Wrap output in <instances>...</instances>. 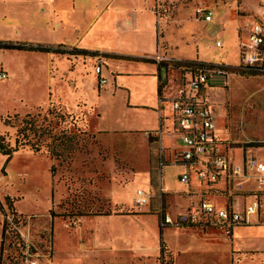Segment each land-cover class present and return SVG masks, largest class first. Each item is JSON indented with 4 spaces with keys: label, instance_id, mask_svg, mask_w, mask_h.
I'll return each instance as SVG.
<instances>
[{
    "label": "rangeland",
    "instance_id": "rangeland-1",
    "mask_svg": "<svg viewBox=\"0 0 264 264\" xmlns=\"http://www.w3.org/2000/svg\"><path fill=\"white\" fill-rule=\"evenodd\" d=\"M96 1L80 2L91 4ZM178 3L187 8L197 22L192 21L195 24L184 30L172 24V32L168 36L174 45V56L194 57V45L188 44L191 51L184 47L186 38L195 33L199 38L201 58L224 67L213 68L209 89L216 127L225 141V145H220L219 152H226L227 146L248 148V154L254 156L263 154L264 146L258 144H264V72L245 67L240 60L242 38H246L249 30L247 22L250 25L252 21L244 16L255 14L256 0H165L162 2L165 14H173ZM4 7L1 4L0 41L54 45L52 43L61 38L69 44L75 40V32L57 36L36 32L25 25H20L17 30V25L25 24L20 19L24 20L22 14L25 11L3 10ZM200 8L213 11L211 22L199 19L197 11ZM34 12L37 19H46L48 15L50 18L46 22L52 29L58 26L56 15L52 16L45 7H38ZM76 18L87 19L82 7ZM238 26L243 29V37ZM217 41H221L223 46H217ZM133 49L134 52L138 50L137 47ZM61 55L50 56L51 78L61 76L68 81L76 65L80 61L86 64L88 59L86 55L77 57V60L69 54ZM59 56L67 63L62 71L56 62ZM3 59L10 63L13 70H8L9 78L0 81V168L4 170V178L0 182V264H29L28 259L51 264L54 236L60 245L58 264H155L154 256L161 240L171 248L174 259L172 252L165 247L157 256V264H173V261L175 264H202L212 259V250L204 248L206 236L203 231L195 233L193 229L167 227L161 234L158 226L161 205L158 170L148 165L146 155L153 152L154 143L148 147L141 138L131 141L126 136L98 132L115 126L114 120L122 106L119 100L109 105L110 112L102 121L93 120V131L86 122L87 117L89 123L91 118L96 119L93 108L88 109L81 99L77 110L68 111L63 106L71 102L66 89L59 86V97L54 94L55 84H49L47 53L0 48V69L5 68ZM93 59L95 68L103 65L102 56ZM164 61L176 69V79L180 82L184 69L178 67V63L184 61ZM191 64L187 62L186 65ZM108 71L106 67L104 73L109 79L108 85L112 86L114 79ZM73 98L74 95L72 107ZM104 98L102 102H110L106 95ZM233 155L238 161L240 150H235ZM154 158L158 163V157ZM176 158L178 150H173L169 151L168 158L165 156L161 160L162 163L171 162L161 168L164 186L171 184L180 188L183 185L179 180L183 167L176 163ZM146 171L151 174V202L141 206L135 203V191L140 181L137 178L144 179L146 173L143 172ZM256 184V180H252L248 186ZM225 192L229 195V189ZM216 196L221 195L211 194L210 198L213 200ZM222 200L219 199V202ZM252 200L246 199V203ZM162 201L170 214L188 207L177 205L166 195H163ZM239 203H244L243 198L239 199ZM99 206L103 209L109 206L112 214L139 215H116L114 219L111 216L78 217V213L96 210ZM144 226H150L152 230L140 239L141 244L128 242L123 237L112 241L122 231L132 233ZM82 243L90 247H83ZM143 253L151 256L146 262L138 259Z\"/></svg>",
    "mask_w": 264,
    "mask_h": 264
},
{
    "label": "crops",
    "instance_id": "crops-1",
    "mask_svg": "<svg viewBox=\"0 0 264 264\" xmlns=\"http://www.w3.org/2000/svg\"><path fill=\"white\" fill-rule=\"evenodd\" d=\"M80 1L85 0H0V11L1 4L5 5V7L2 8L3 10L10 9L15 11H25V13L22 14L24 20L20 18L25 24L17 25L15 27L16 29L20 25H25L24 27H29L36 32L56 34L57 36H65L67 32H75V40H73L71 44L66 42L65 38H61L59 40L57 38L58 42L50 43L54 45L68 44L72 45V47L87 49L98 53L97 55H86L88 58L86 64L85 61L79 60L80 63L76 65L75 72L72 73L68 81H66L61 76L56 79L51 78L49 74L50 61H52L50 56H55L58 53L18 50L20 52H30L35 54L37 52L47 53L49 84L50 82L55 84L53 85L55 88V90L53 88L55 91L54 94L59 97L57 90L60 86L63 89L65 88L71 97V102L66 103V105L62 103L63 106L68 111H75L78 108V102L81 99L85 101L84 104L88 109L93 108L95 110L96 119H92L90 116V123L88 117L86 119L88 120L86 122L90 124V128L92 127V130L94 131L95 124H93V120L102 121L103 118L110 112L109 105L116 103L117 100L120 101L122 106L119 110V114L114 120L115 126H112L111 128H103L98 132L103 135L114 134V136L118 137L126 136L129 137L131 141H136L138 138H141L148 147L150 144L154 143L153 152H147L146 148V155L148 165L158 170V184L161 194V204L163 207V195L171 197L174 199V203L180 205L181 207L188 206L187 208L199 203L202 199H208L217 207H226L229 205L228 203H230V205L236 209H243L245 204L251 203V201L246 203V199L254 200L255 196L258 197V195L264 205V188L262 187L264 184H256V186L249 187L248 184L254 179L245 180L243 182V188L241 190H237L230 180L227 181L226 175L222 176L215 183L201 181L197 178L195 171L188 168V166L179 158H176V163L183 167V170L179 175V180L183 184L182 187L176 188L171 186V184L166 186L163 184L164 175L161 173V168L165 165L171 164V162L162 163V158L165 156L168 158L169 151L173 150H178L179 154L184 147V143L182 141V129L176 119L175 112L171 105V99L177 95L180 88H184L188 93H193L190 88L193 68H196L199 62L212 63L201 58L200 50L198 48L199 38L195 33H191L189 35L190 38H186L187 43L184 47L185 49H189L191 51V47L188 44H193L195 47L194 57H176L173 54L174 45L171 44L168 36L169 33L172 32V24L174 23L177 29L180 30H184L189 26L192 27L193 24H195L192 21H196V19L191 17V12L188 11L187 8H183L181 4L178 3L175 5L176 10L173 14H165V10H163L162 5V2L165 0H98L91 4H85V2L83 3ZM169 1L178 2L179 0ZM258 1L259 0H256L257 11L255 14L253 13L252 16L251 14L244 16L245 18L252 19L250 25L247 22L249 30L245 39L243 37L242 27L238 26L242 29L243 37L241 42L240 60L242 51L249 45L250 27L252 23L259 19ZM38 7H45L52 16L56 15L58 26L55 29L48 26V23L46 22L49 17L48 15L46 16V19L45 17L44 19H37L35 17L34 11ZM80 7H82L83 13L87 15V19L81 20L76 18ZM187 11L189 13H187ZM201 21L211 22L204 21L202 19ZM27 39L30 40L29 38ZM34 40L46 41V39L36 38ZM218 42L221 41H217L216 45L222 47V42L220 45H218ZM134 47H137L138 49L136 52H134ZM176 47L178 48L179 46ZM130 51H132V53ZM98 55L103 58L101 76L106 78L105 83L100 82L99 75L96 73L95 66L93 64V57H98ZM61 56L57 58L56 62L62 71L67 63L66 60L61 59ZM72 56L75 60H77V57L80 58L84 55ZM164 60H177L184 62L193 61V63L191 65L183 66L180 65L182 63H178V67H182L184 69V74L182 75L183 81L181 80L179 82L176 79V69L168 66ZM160 63L163 65H160ZM3 64L5 68L0 69V71L7 72V78H9V71L13 69L10 63H6L5 59H3ZM213 64L218 65L217 63ZM106 67L109 69L108 73L111 74L114 79V85L112 86L108 85L109 79L104 73ZM213 73L214 71H212L209 75L208 86L203 90V92H201V94L206 96L208 99H210V79L214 75ZM6 79H0V81L4 82ZM87 85L89 86V91L86 89ZM3 89L5 91L8 90L5 86ZM73 95L74 98L72 107ZM105 95L109 98L108 101L110 102H102V100H105ZM60 100L62 101L61 98ZM216 131L220 139V144L218 146L219 150L220 145H225V141L224 138L220 136L219 131ZM150 139H152V141ZM171 139L172 142H170ZM117 143H119V141ZM225 147V153H228L234 163H241L245 156H254L248 154L250 153L248 148ZM238 149L240 150V156L239 160L236 161L233 152ZM152 155H154V157H158V163H156V159L154 157L152 158ZM256 157L264 160V152ZM0 169L2 170L3 167ZM186 172L190 173L189 182H183L180 179V177ZM145 173L146 175H144V179L136 178L137 181L140 180L137 184L139 186L141 185V188L149 194V202L146 204L149 205L151 202L152 188L151 174L149 171L143 172V174ZM137 186L136 189H138ZM227 189H229V195L225 192ZM218 193H220L221 196H216L213 200L210 198L211 194L217 195ZM105 197L110 198L107 196ZM240 198H243L244 200V203L241 205L239 203ZM219 199H223L222 202H219ZM164 210L168 212L165 208ZM158 213V226L161 234L164 233L167 227H176L181 230L193 229L192 231L195 233L204 232L206 236L204 248L209 251L212 250L210 251L212 253V259L208 262H203L202 264H264V216L257 214L250 215V223L235 225L232 228L231 235L227 236L223 233L221 228L206 224L162 226V215L160 211ZM116 215L129 216L139 214L111 213L81 217L111 216V219H114V216ZM199 226H202L203 228H200ZM204 227L211 229H205ZM149 230H152L150 226H144L140 230L133 231L132 233L122 231L116 235L114 239H111L112 241H115L118 237H123V239L128 242L132 241L135 244H141L140 239L149 234ZM82 246L87 248L90 247L84 243H82ZM165 247L172 252L174 259V253L171 248L165 241L161 240L160 248L154 256L155 264H157V256L160 251H162V248L165 249ZM59 249V241L56 240L54 236V252L51 264H58L57 252ZM150 258L151 256L147 253L140 254L138 257V259L143 262H146ZM72 262L74 263L73 259ZM173 264H175L174 261Z\"/></svg>",
    "mask_w": 264,
    "mask_h": 264
},
{
    "label": "built area",
    "instance_id": "built-area-1",
    "mask_svg": "<svg viewBox=\"0 0 264 264\" xmlns=\"http://www.w3.org/2000/svg\"><path fill=\"white\" fill-rule=\"evenodd\" d=\"M259 19L252 23L249 33V45L241 53V64L249 68H257L264 72V0L258 1ZM199 19L211 21L213 11L208 8H200L197 11ZM221 42H218L220 45ZM100 82L105 83L106 78L101 76L102 66L95 68ZM214 71L210 68H202L199 65L193 68L190 88L193 93H188L180 88L177 95L171 99V105L175 112L178 124L182 129V141L184 147L178 154V158L188 168L195 171L201 181L215 183L226 175L227 181H231L237 190L243 188L245 180H256L260 185L264 184V160L256 156H245L241 163H234L228 153L219 152L220 139L217 134L214 104L201 92L208 86L209 75ZM7 72L0 71V79L7 78ZM1 151V147H0ZM3 179V171L0 169V182ZM180 179L189 182L190 173L186 172ZM149 194L142 188L135 191V203L141 206L148 204ZM162 226L184 225H211L221 228L227 235H231L235 225L251 222L250 215L264 216V205L259 197L250 204H245L243 209L233 206L217 207L208 199H202L184 211L170 214L160 206ZM29 264H43L39 259H29Z\"/></svg>",
    "mask_w": 264,
    "mask_h": 264
},
{
    "label": "trees",
    "instance_id": "trees-1",
    "mask_svg": "<svg viewBox=\"0 0 264 264\" xmlns=\"http://www.w3.org/2000/svg\"><path fill=\"white\" fill-rule=\"evenodd\" d=\"M0 48L29 50V51H41V52H54V53H58V54H70V55H97L98 54L97 52H92V51H89L87 49H82V48H77V47L67 48L63 44H59V45L55 46V45H48V44H32V43H23V42H14V41H0ZM187 62L188 61H186L180 65H182V66L186 65ZM191 63H193V61ZM160 65H163V64L160 63ZM198 65L202 68H210V69H213L216 67H219L222 69L224 68L223 66H218V65H215L213 63L208 64L207 62H199ZM247 68H249V67H247ZM249 69L258 70L257 68H249ZM150 140H152V139H150ZM258 145L264 146V144H258ZM258 145H256V146H258ZM51 170L53 171V169H51ZM254 194H257V193H254ZM258 197H259V195H258ZM97 200L101 201L99 198ZM260 201H261V199H260ZM261 203H262V201H261ZM228 204L230 206V203H228ZM103 206H99V208L96 210L90 209L89 211H83L81 213H78V217L100 215V214H111L110 207L107 206L105 209H103ZM52 215H54L53 212H52ZM163 249L164 248H162V250Z\"/></svg>",
    "mask_w": 264,
    "mask_h": 264
}]
</instances>
